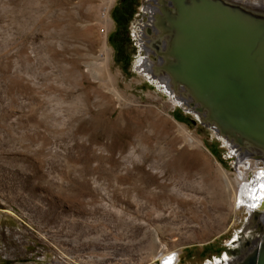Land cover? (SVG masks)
I'll return each mask as SVG.
<instances>
[{"label":"rangeland","instance_id":"rangeland-1","mask_svg":"<svg viewBox=\"0 0 264 264\" xmlns=\"http://www.w3.org/2000/svg\"><path fill=\"white\" fill-rule=\"evenodd\" d=\"M140 2L110 9V69L136 101L119 109L74 67L97 51L102 0H0V264H159V244L203 264L245 222L220 197L217 167L237 159L134 70Z\"/></svg>","mask_w":264,"mask_h":264},{"label":"bare ground","instance_id":"bare-ground-1","mask_svg":"<svg viewBox=\"0 0 264 264\" xmlns=\"http://www.w3.org/2000/svg\"><path fill=\"white\" fill-rule=\"evenodd\" d=\"M114 1L102 0L100 11L94 15V21L104 29L97 51L87 53L88 61H79L83 64L82 68L78 67L77 61L75 66H72L78 68L76 70L80 83L84 84V81H88L87 87L102 88L105 93L100 95V103L117 105L120 109L126 105H133L136 101L118 88V75L110 69L111 49L108 46L107 34L113 25L110 9ZM129 28L130 36L139 50L138 55L140 53L133 65L134 70L170 95L172 105L181 106L183 111L195 116L199 123L208 126L216 137L223 141L228 156L237 159L232 176L221 166L217 167V173L219 188L222 187L223 193L220 197H223L222 202L226 205V213L233 216L240 212L246 214L245 222L235 232L236 236H231L228 242L230 247L236 244L239 251L233 253L228 250L229 247H226L224 253L222 252L224 259L214 256L203 264H250L254 261L255 264L263 263L264 136L253 139L245 135L244 131L263 133L264 114L261 115V109L250 108L249 115H246L243 114V110H234L220 102L218 91L221 89L212 90L207 83L209 56L204 49L210 45H217L219 42L224 43L227 39L230 42V50L237 52L241 46L248 50L250 45L248 47L247 39L251 30L259 34L257 48L253 53L257 52L261 46L264 47V0H141L138 15L131 20ZM223 31L228 34V38L219 35ZM212 33L214 36L210 35ZM169 46L173 47L166 51ZM179 47L182 48L181 53H178ZM262 52L258 53V57H253V60L246 59V61L255 66ZM263 64L252 68V71H257L254 84L256 86L260 84L259 87H255V90L264 87ZM190 81H194L198 86L199 81L204 85V87L200 86L199 90L205 93L211 102L216 101L222 104H218L220 114L211 111V107L206 102H210L209 99H202L203 95L195 94L196 87ZM243 86L247 87V85ZM13 96L11 94L10 99L13 100ZM218 114L231 117L236 122L231 123L223 117L219 120ZM177 126L183 133V143L188 147L200 150L205 148L204 142L195 135L186 133L182 124ZM192 198L189 197L188 200H193ZM184 200H187L185 196L180 199L182 202ZM155 242H159L157 236H155ZM162 246L163 244H159L155 250L150 251L149 260L153 261L157 258L159 264H176L179 261L177 250Z\"/></svg>","mask_w":264,"mask_h":264},{"label":"water","instance_id":"water-1","mask_svg":"<svg viewBox=\"0 0 264 264\" xmlns=\"http://www.w3.org/2000/svg\"><path fill=\"white\" fill-rule=\"evenodd\" d=\"M174 34H177V33H174ZM210 35L214 36L213 33ZM219 35L221 37L228 38V34H226V32L224 31L222 33H219ZM258 35L259 34L257 33V31L256 32L253 30L250 31L249 39H247L249 40L248 47L250 45V48H248V50L243 48L244 46H241L240 49H237V52L236 50L235 51L230 50L229 49L230 42L227 41V39H225L224 43L217 41L219 42L217 45L216 44L210 45L209 47L205 48L204 51H206L207 56H209L208 72H207L208 82L207 83L210 84L209 88L212 90L221 89L220 91H218L220 94L219 95V99L221 100L220 102L222 104H227L226 105L227 107H232V109L234 110H237V111L243 110L244 111L243 114H246V115H249L250 108L251 109L254 108V110L261 109L263 111V112L261 111V115L263 116L264 114V87H260L258 90H255V87H259L260 84H258L257 86L254 84L255 80L257 79V75H256L257 71L256 70L252 71L253 70L252 68H255V66H258V65L260 66L261 64L264 63V47L261 46L260 49L258 48L259 52L263 51L261 56L258 58L261 64L259 62L257 63L254 61L255 66H253V65H250L249 62L246 61V59L253 60L254 59L253 57H258V53H259L258 51L253 53V51L257 48L256 44H257ZM230 40H231V37H230ZM197 44L199 45L198 41H197ZM172 47L173 46H169L168 49L166 48V51H169ZM178 51H179L178 53H181L182 48L179 47ZM220 53L224 55L221 56ZM258 67H257V70L259 69ZM190 82L192 85H195L196 87L197 91L195 92V94L199 96L203 95L202 99H209L210 102L208 101L206 102L209 104L208 106L211 107V111H215L219 113L218 106L222 104L216 103V101L211 102L210 98H208V96L205 93L199 90L200 86L204 87V85H202L199 81H198L199 86L196 85L194 81H190ZM243 85H247V87ZM222 117L223 119L224 118L227 119V121H231V123L236 122L234 119L228 116L219 115L218 119L221 120ZM244 133L245 135L249 137H253V139L254 137L264 136V132L257 133L254 131L246 130L244 131ZM228 250L230 252L236 253L239 251V247H237V245L235 244L233 245V247H229ZM250 264H255V261L251 262ZM260 264H264V262Z\"/></svg>","mask_w":264,"mask_h":264}]
</instances>
